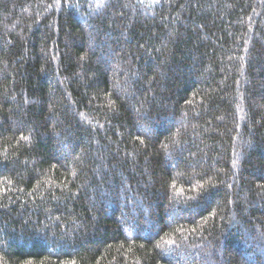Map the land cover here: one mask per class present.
Listing matches in <instances>:
<instances>
[{
	"label": "trees",
	"instance_id": "obj_1",
	"mask_svg": "<svg viewBox=\"0 0 264 264\" xmlns=\"http://www.w3.org/2000/svg\"><path fill=\"white\" fill-rule=\"evenodd\" d=\"M264 264V0H0V264Z\"/></svg>",
	"mask_w": 264,
	"mask_h": 264
},
{
	"label": "snow or ice",
	"instance_id": "obj_2",
	"mask_svg": "<svg viewBox=\"0 0 264 264\" xmlns=\"http://www.w3.org/2000/svg\"><path fill=\"white\" fill-rule=\"evenodd\" d=\"M26 264H31V262L29 261V262H26Z\"/></svg>",
	"mask_w": 264,
	"mask_h": 264
}]
</instances>
